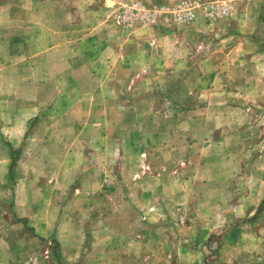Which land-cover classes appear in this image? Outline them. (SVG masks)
I'll return each instance as SVG.
<instances>
[{"label": "rangeland", "instance_id": "rangeland-1", "mask_svg": "<svg viewBox=\"0 0 264 264\" xmlns=\"http://www.w3.org/2000/svg\"><path fill=\"white\" fill-rule=\"evenodd\" d=\"M131 1L0 0V126L28 132L0 134V264H264V0L216 20L208 0H139L159 11L148 23L121 18ZM49 21L75 27L69 72L41 33L28 48ZM91 26L110 39L95 58L77 47ZM100 221L117 253L92 237Z\"/></svg>", "mask_w": 264, "mask_h": 264}, {"label": "crops", "instance_id": "crops-1", "mask_svg": "<svg viewBox=\"0 0 264 264\" xmlns=\"http://www.w3.org/2000/svg\"><path fill=\"white\" fill-rule=\"evenodd\" d=\"M88 11V10H87ZM68 18V16H67ZM51 22V21H49ZM82 28L87 27V25H82ZM93 26L88 28L89 34H85L84 37L82 38V41L77 44V47H82V45H86V47H89V51H90V56L89 57H93L92 53H93V47H100V48H104V46L109 47L110 44V39L108 38L107 33L102 32V29L98 30V34L95 36H92V28ZM27 28V23L25 24V30ZM30 28V32L32 34H34L32 36V39L30 40V44L28 48H33L38 51L39 50V43H38V38H39V34L40 35V41H45V43L42 44V46L44 48H48L46 49V51H40L43 52V54L45 55V58L47 56V54H50L51 56L56 55L55 59L63 64V68L62 70L64 72H69L73 69L74 64H75V55L73 53V44L76 42L75 41V36L74 34L71 32L75 29L74 25L72 23H69L68 21H66L65 23H55V22H51L50 24H46L45 22H42L40 25L35 24L34 26H30L28 27ZM41 28V29H40ZM49 28V29H47ZM40 29V30H39ZM50 34L51 39L49 37H47V35ZM50 39V40H49ZM164 39V38H163ZM80 39L77 38V41H79ZM158 44L156 47H158V45L161 42V47L165 48V53H166V48L170 49L171 45L170 43H168L169 47H167V45H163L164 41L162 39H158ZM56 43V45H54ZM53 45V46H52ZM55 47H57L56 49H54ZM40 52H36L33 55H29L28 56V62L30 63H37L38 60L40 59V56L42 55V53ZM43 56V55H42ZM41 56V58H42ZM139 56V55H137ZM27 57H25L26 59ZM163 62L166 63H172L173 64V59L164 57L163 58ZM27 61V60H26ZM41 60L39 61L38 64H41ZM87 62V61H86ZM91 63H96L99 62L96 59H91L90 61ZM132 62H134V59L132 60ZM136 63H140V61H135ZM24 72L27 73V62H24ZM156 66H159V61H157ZM174 65V64H173ZM39 66V65H38ZM174 70V69H173ZM169 70L166 69H152L150 67V71H148V77L150 78H159L160 74L163 75V77L168 76V74H171ZM32 73V72H31ZM43 73L38 67L35 69L34 71V75H35V79L37 75H41L43 78ZM27 76V74H26ZM26 76L24 81L26 80ZM64 92H60V95H64ZM37 95V94H35ZM27 107V106H26ZM26 111L32 112L30 116L27 117V121L30 124V120L28 119H37V114L42 111V103L35 100L33 105H30ZM0 134L1 137L3 136L2 133L4 134L5 138H6V144L9 146L10 144L12 145H18L19 143H22L26 138L25 136L28 134L27 132V127L25 122L22 124H18L17 126H12L11 123H4L2 126H0ZM2 132V133H1ZM3 138V137H2ZM25 138V139H24ZM104 136H98L94 139H92V144H94V142H99V143H103L104 142ZM10 147V146H9ZM13 148V147H12ZM11 149V148H10ZM14 149V148H13ZM12 149V150H13ZM9 178H10V173H9ZM24 223H27V219L23 218ZM104 224V221H100L97 223L96 227L97 230L96 231H92V237L94 238H98L96 244H98V248L102 249H110L113 250L115 249L116 253L118 252V246L123 244V236L121 234H113L111 235V233H102L103 232V228H101V226ZM98 232V233H95ZM95 233V234H94ZM1 239V237H0ZM56 240V241H55ZM54 241L56 242V248H59V241L57 239H55ZM58 242V243H57ZM0 246H2L0 244ZM3 248L0 247V254H2L3 256H6L4 254V252L2 251ZM110 252H107L106 254H109ZM114 256H117L114 255ZM5 258V257H4ZM3 258V259H4Z\"/></svg>", "mask_w": 264, "mask_h": 264}, {"label": "built area", "instance_id": "built-area-1", "mask_svg": "<svg viewBox=\"0 0 264 264\" xmlns=\"http://www.w3.org/2000/svg\"><path fill=\"white\" fill-rule=\"evenodd\" d=\"M116 3L120 4L121 0H115ZM191 4L182 3L178 5L177 20L179 21H191L195 16L194 8L195 6H190ZM124 8V14H121V18L126 20H142L146 23L155 21V17L158 10L148 9L141 1L135 0L131 1L128 5H122ZM233 8V4L230 0H208L205 4L206 15L211 20L220 19L228 16ZM175 12V14H176ZM143 167V165H142Z\"/></svg>", "mask_w": 264, "mask_h": 264}, {"label": "trees", "instance_id": "trees-1", "mask_svg": "<svg viewBox=\"0 0 264 264\" xmlns=\"http://www.w3.org/2000/svg\"><path fill=\"white\" fill-rule=\"evenodd\" d=\"M11 164H13V161H12V163Z\"/></svg>", "mask_w": 264, "mask_h": 264}]
</instances>
